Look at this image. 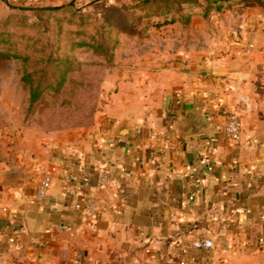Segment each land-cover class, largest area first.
I'll list each match as a JSON object with an SVG mask.
<instances>
[{
	"label": "crops",
	"instance_id": "obj_1",
	"mask_svg": "<svg viewBox=\"0 0 264 264\" xmlns=\"http://www.w3.org/2000/svg\"><path fill=\"white\" fill-rule=\"evenodd\" d=\"M228 8L167 35L85 135L51 152L2 150L0 264H264V4ZM187 107L209 134L178 137ZM229 113L239 142L226 136ZM123 122L131 137L115 135ZM13 173L25 177L6 186ZM88 194L94 218L76 208ZM204 238L212 249L194 247Z\"/></svg>",
	"mask_w": 264,
	"mask_h": 264
},
{
	"label": "rangeland",
	"instance_id": "obj_2",
	"mask_svg": "<svg viewBox=\"0 0 264 264\" xmlns=\"http://www.w3.org/2000/svg\"><path fill=\"white\" fill-rule=\"evenodd\" d=\"M71 4L77 15L92 18L96 24L105 14L120 12L132 17L122 26L123 31L116 37L110 36L118 40L111 58L95 53L88 46L73 48L74 43L88 41L87 37L71 34L56 40L54 18L36 16L38 9ZM145 4L147 8H144ZM241 4H264V0H194L191 3L177 0L168 3L147 0H0V31L11 33L14 36L11 40L15 41L9 46L0 44V54H8L7 58L0 57V156L2 150L9 147H32L51 152L59 150L75 136L85 135L96 126L99 115L113 103L119 93L118 84L145 70L146 65L152 63L149 60L152 52L163 49L162 41L167 35L176 36L177 27L188 26L195 16L208 18L215 12ZM218 7L221 9L217 10ZM88 20L86 18L85 22ZM84 29L89 33L93 31L89 24ZM67 30L75 32L77 26H64V31ZM22 35L26 37L21 38ZM36 40L37 48L32 50L30 46H34ZM51 42L52 47L43 53L42 46ZM49 54L56 59L51 66L41 61ZM34 68L38 71L47 68L50 79L42 85L51 87L31 108L29 87L22 77ZM38 78L35 84L40 81Z\"/></svg>",
	"mask_w": 264,
	"mask_h": 264
},
{
	"label": "trees",
	"instance_id": "obj_3",
	"mask_svg": "<svg viewBox=\"0 0 264 264\" xmlns=\"http://www.w3.org/2000/svg\"><path fill=\"white\" fill-rule=\"evenodd\" d=\"M148 2L156 1L161 3H168L171 0H147ZM181 3H191L194 2V0H177ZM143 5V4H142ZM144 8H147L146 4ZM221 8L218 7L217 10H220ZM36 16L40 19H43L44 17L47 18H54L55 23V32L54 37L56 40H59L61 37L65 35H71L74 34L77 37L83 38L87 37L88 41L81 40L77 43L73 44V48H80L84 46H88L91 49L94 50L95 53L99 55H105L109 58L113 55V50H115L118 47V40L115 38L114 40L110 38V36H117L121 31H123L122 26L125 25L131 18L128 17L125 14L119 13H111V14H105L101 18H98V23H94L92 18H89L87 16H81L77 15L75 11H73V6L67 5L62 7H56V8H44V9H38L36 10ZM88 18L89 20L85 22V19ZM25 20V18H24ZM89 24L92 26L93 31L89 33L87 30L84 29V26ZM64 26H77V30L75 32H71L67 30L64 31ZM5 30V29H4ZM49 30L47 29V32ZM46 32V33H47ZM25 38L26 35H22ZM14 36L11 33H7V31H0V44L4 46H9L11 44H14L15 41L11 40ZM32 39V38H29ZM38 45V41L34 42V46L32 50L36 49ZM53 43H45V45L42 46L41 51L43 53H46V50L48 47H52ZM8 57V54H0V57ZM55 58L53 59L52 54H49L46 58V60L42 59L41 61H45L47 65L50 64V66L55 62ZM49 71L47 68H43L42 70H34L32 72H25V74L22 77V81L29 87V103L31 108L35 107L38 102L40 101L43 94L48 90L51 85L43 86L42 84L44 81H48L50 79ZM39 77V78H38ZM40 79L38 84H35V80ZM43 80V81H42ZM52 86H54L52 84Z\"/></svg>",
	"mask_w": 264,
	"mask_h": 264
},
{
	"label": "built area",
	"instance_id": "obj_4",
	"mask_svg": "<svg viewBox=\"0 0 264 264\" xmlns=\"http://www.w3.org/2000/svg\"><path fill=\"white\" fill-rule=\"evenodd\" d=\"M225 133L228 139L234 142H239L242 139V121L234 113H229L226 116V121H225ZM107 183V179L105 177L101 178L100 181L98 182V185H105ZM51 187V181L50 179H44L37 191V199L39 201H44L47 196L48 192ZM77 209L83 210L89 217L94 218L97 215L98 212V205H97V200L94 196L88 194L85 198V201L82 204H78L76 206ZM15 238L11 237L9 238V242L11 244L15 243ZM214 246V243L212 240L204 238V239H199L194 243V247L199 250H209L212 249ZM75 264H80L79 260L75 261ZM179 264H213L210 261H201L196 258H186L182 261L179 262Z\"/></svg>",
	"mask_w": 264,
	"mask_h": 264
},
{
	"label": "water",
	"instance_id": "obj_5",
	"mask_svg": "<svg viewBox=\"0 0 264 264\" xmlns=\"http://www.w3.org/2000/svg\"><path fill=\"white\" fill-rule=\"evenodd\" d=\"M174 128L177 131V135L180 138H191L197 136H203L209 134L213 127L209 118L199 112L194 107H187L182 113L177 122L174 123ZM134 131L127 126L126 122H123L115 132L117 137H131ZM20 173L9 174L5 177V185L16 187L20 179L24 178ZM7 227V221L0 218V231L5 230Z\"/></svg>",
	"mask_w": 264,
	"mask_h": 264
}]
</instances>
